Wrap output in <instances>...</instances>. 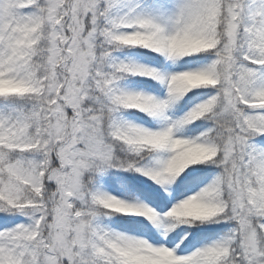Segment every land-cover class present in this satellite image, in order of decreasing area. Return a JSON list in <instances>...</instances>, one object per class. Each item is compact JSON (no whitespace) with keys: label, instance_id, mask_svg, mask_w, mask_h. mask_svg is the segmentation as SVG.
Here are the masks:
<instances>
[{"label":"snow or ice","instance_id":"snow-or-ice-1","mask_svg":"<svg viewBox=\"0 0 264 264\" xmlns=\"http://www.w3.org/2000/svg\"><path fill=\"white\" fill-rule=\"evenodd\" d=\"M0 264H264V0H0Z\"/></svg>","mask_w":264,"mask_h":264}]
</instances>
